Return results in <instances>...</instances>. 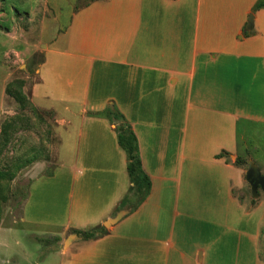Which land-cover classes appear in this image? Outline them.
<instances>
[{
  "label": "crops",
  "instance_id": "0c3cea01",
  "mask_svg": "<svg viewBox=\"0 0 264 264\" xmlns=\"http://www.w3.org/2000/svg\"><path fill=\"white\" fill-rule=\"evenodd\" d=\"M258 1L72 8L45 46L30 97L54 113L57 164L47 174L35 164L19 219L33 236L58 237L61 264H264V230L253 218L260 204L239 200L245 172L235 164L264 128ZM109 106L136 137L150 191L105 228L130 187L114 123L91 116ZM98 227L107 233L77 236L65 249L73 231Z\"/></svg>",
  "mask_w": 264,
  "mask_h": 264
},
{
  "label": "rangeland",
  "instance_id": "374dc122",
  "mask_svg": "<svg viewBox=\"0 0 264 264\" xmlns=\"http://www.w3.org/2000/svg\"><path fill=\"white\" fill-rule=\"evenodd\" d=\"M88 1L91 0H0V131L10 125L9 143L3 149L1 165L16 170L9 190L0 200V264H61L63 261L58 242L52 236H33L34 232L19 221L30 177L40 169L35 164L45 163L43 173H49L57 164L56 148L60 141L53 111L36 107L30 97L37 81L35 68L42 61L45 46L67 24L72 8ZM14 80H24L23 91L35 110L21 109L5 95L6 84ZM255 131L258 134L251 145L252 155L241 166L244 172L250 163L256 164L261 172L264 170V128L256 127ZM243 185L239 200L248 207L260 204L253 218L255 223H262L264 230V192L258 190V198L252 199L245 180ZM135 200L132 199L133 204ZM261 253L264 255V247Z\"/></svg>",
  "mask_w": 264,
  "mask_h": 264
},
{
  "label": "trees",
  "instance_id": "16d2710c",
  "mask_svg": "<svg viewBox=\"0 0 264 264\" xmlns=\"http://www.w3.org/2000/svg\"><path fill=\"white\" fill-rule=\"evenodd\" d=\"M91 1H88L87 3ZM253 9H264V1L260 0L256 2ZM24 84V80L11 81L6 84L4 93L6 96L13 99L21 109L29 108L31 110H35V107L31 105L29 99L23 91ZM91 116L108 119L115 125L118 145L126 155V172L130 181L128 193L122 200L120 209L126 208L132 211L145 200L150 191V180L141 166L136 137L124 117L112 106H109L103 111L92 113ZM9 127L10 125L0 131V200L4 199V193L9 190V183L16 176V170L4 169L1 165V155L3 149L9 143ZM243 163L244 160L240 158H237L235 161L236 165H242ZM132 199H136L134 204L132 203ZM73 233H75L82 240H92L102 237L107 233V230L103 227H98L85 232L75 230ZM52 240L54 242L59 241L58 237H52Z\"/></svg>",
  "mask_w": 264,
  "mask_h": 264
},
{
  "label": "water",
  "instance_id": "95a60500",
  "mask_svg": "<svg viewBox=\"0 0 264 264\" xmlns=\"http://www.w3.org/2000/svg\"><path fill=\"white\" fill-rule=\"evenodd\" d=\"M252 23V16L249 17V20L246 24V29L249 28V26ZM245 181L250 187V195L252 199L258 198V190L264 192V170L261 172L260 168L254 164L250 163L248 165V168L245 172L244 176ZM127 209H122L118 211L112 218H110L108 221H106L103 226L105 228H109L110 226L116 224L119 222L126 214H128ZM77 235L72 234L65 240V245L69 242H71L73 239H76Z\"/></svg>",
  "mask_w": 264,
  "mask_h": 264
}]
</instances>
